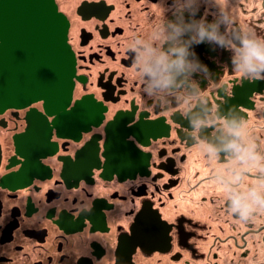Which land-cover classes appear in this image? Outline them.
<instances>
[{"label": "flooded vegetation", "instance_id": "obj_1", "mask_svg": "<svg viewBox=\"0 0 264 264\" xmlns=\"http://www.w3.org/2000/svg\"><path fill=\"white\" fill-rule=\"evenodd\" d=\"M54 2L74 63L68 109L87 97L102 123L31 132L44 98L0 103V264H264V204L251 195L264 196V71L245 76L234 63L245 32L264 36V0H205L196 15L218 20L225 42L197 45L203 63L166 88L144 67L170 50L176 0ZM115 116L131 120L111 132L133 162L117 145L103 155ZM237 201L251 205L246 216Z\"/></svg>", "mask_w": 264, "mask_h": 264}, {"label": "water", "instance_id": "obj_2", "mask_svg": "<svg viewBox=\"0 0 264 264\" xmlns=\"http://www.w3.org/2000/svg\"><path fill=\"white\" fill-rule=\"evenodd\" d=\"M67 35L68 22L54 0H0V103L9 106L15 98H44L45 113H32L31 132L46 133L56 128L58 133L75 136L76 132L90 131L102 123L99 110L89 104L87 97L67 109L74 87V63ZM47 113L55 114L51 122ZM130 122L115 116L105 126L103 155L116 145L132 154L123 144L125 136L111 132L112 126L125 127ZM143 128L149 136L156 125ZM96 135L85 142L86 150L99 144L102 136ZM47 145L46 138L44 146L52 154Z\"/></svg>", "mask_w": 264, "mask_h": 264}, {"label": "clouds", "instance_id": "obj_3", "mask_svg": "<svg viewBox=\"0 0 264 264\" xmlns=\"http://www.w3.org/2000/svg\"><path fill=\"white\" fill-rule=\"evenodd\" d=\"M205 0H176L177 19L168 25L170 31L165 39L172 41L170 50H153L154 64H145L144 70L153 77V84L161 87L170 86L175 77L187 72H194L197 63H203L196 52V46L201 43L216 41L225 42V36L218 31L219 21H208L206 17H197V12ZM187 13V16H185ZM241 44L236 49L234 63L239 72L245 76L261 77L264 71V36H257L247 31L240 37ZM207 67V65H204ZM241 125L234 124L231 131L240 136ZM229 147L240 151V145L232 141ZM250 151V150H245ZM257 203L264 204V196L256 190L251 193ZM239 210L246 216L251 210V205L234 203L233 211Z\"/></svg>", "mask_w": 264, "mask_h": 264}, {"label": "rangeland", "instance_id": "obj_4", "mask_svg": "<svg viewBox=\"0 0 264 264\" xmlns=\"http://www.w3.org/2000/svg\"><path fill=\"white\" fill-rule=\"evenodd\" d=\"M258 5H260V2H256ZM262 123L264 122V121H261ZM261 122H258V123H260V124H262ZM243 131H245V133H247L246 132V129H244ZM262 133H264V132H260L259 131V129H257V132H256V135L259 137ZM262 136V135H261ZM246 139H247V135H246ZM262 150H264V146H263V148H261V150H258V152H257V159H258V161H259V159H260V163H261V161H262V158H260V155L259 154H261V155H263L264 156V152H262ZM198 173H200V176L201 175H205L206 174V172H204L203 170H200V168H199V171H198ZM194 175V170H192L191 171V176H193ZM258 237H260V234L258 235Z\"/></svg>", "mask_w": 264, "mask_h": 264}, {"label": "bare ground", "instance_id": "obj_5", "mask_svg": "<svg viewBox=\"0 0 264 264\" xmlns=\"http://www.w3.org/2000/svg\"><path fill=\"white\" fill-rule=\"evenodd\" d=\"M72 92H73V89H72ZM70 105V104H69ZM69 107V106H68ZM68 107H67V109H68ZM138 134V135H137ZM137 134H135L138 138L140 137V138H143V134L142 133H140V131H138V133ZM36 135H35V133L33 134V137H35ZM39 142L41 143V145H44L45 144V142L43 141V139L41 140V139H39ZM44 143V144H43ZM134 149V148H133ZM123 151V153H125V154H127V156H131L130 158H129V162H133V158L132 157H134L135 155V152H136V150L134 149V153L131 151V153L133 154H131L130 155V153H127V151L125 150V149H123L122 150ZM136 157V156H135Z\"/></svg>", "mask_w": 264, "mask_h": 264}]
</instances>
